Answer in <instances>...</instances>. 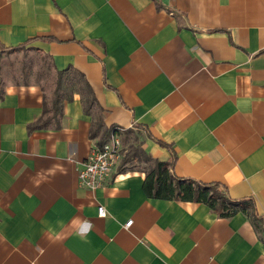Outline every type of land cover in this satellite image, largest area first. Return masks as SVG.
I'll list each match as a JSON object with an SVG mask.
<instances>
[{
  "label": "crops",
  "instance_id": "1",
  "mask_svg": "<svg viewBox=\"0 0 264 264\" xmlns=\"http://www.w3.org/2000/svg\"><path fill=\"white\" fill-rule=\"evenodd\" d=\"M27 41L50 67L0 87V264H264V0H0V46ZM117 125L123 160L92 190L79 169ZM157 139L179 177L253 198L261 229L148 196L124 158L171 161Z\"/></svg>",
  "mask_w": 264,
  "mask_h": 264
},
{
  "label": "trees",
  "instance_id": "2",
  "mask_svg": "<svg viewBox=\"0 0 264 264\" xmlns=\"http://www.w3.org/2000/svg\"><path fill=\"white\" fill-rule=\"evenodd\" d=\"M27 41L24 44L4 47L8 50L16 51L21 48H25ZM62 72H60L61 74ZM89 101L95 102L92 97L93 91H89ZM59 103H55V111L59 112ZM47 122H37L34 126H42ZM102 136L101 143L107 140L109 132ZM161 145L166 146L172 150V160L162 161L149 155L140 145H133L131 149L126 153L124 162L132 160L135 157H139L147 162L148 167L146 169V179L144 182V191L150 197L164 198V199H178V200H190L206 203L212 210L216 211L221 216L229 217L239 211L246 212L252 218V222L257 229H261L263 219L258 215L256 203L251 197H243L234 199L229 194L228 186L220 181L204 182L194 178H182L173 172V166L176 161V154L170 144L157 139Z\"/></svg>",
  "mask_w": 264,
  "mask_h": 264
},
{
  "label": "built area",
  "instance_id": "3",
  "mask_svg": "<svg viewBox=\"0 0 264 264\" xmlns=\"http://www.w3.org/2000/svg\"><path fill=\"white\" fill-rule=\"evenodd\" d=\"M123 130L124 128L121 126H113L106 141L93 145L88 158L79 169V180L82 184L96 190L113 176L125 154V147L120 135ZM98 212L101 216L107 215L104 205L99 206ZM132 222L133 220H129L126 227L130 226Z\"/></svg>",
  "mask_w": 264,
  "mask_h": 264
},
{
  "label": "rangeland",
  "instance_id": "4",
  "mask_svg": "<svg viewBox=\"0 0 264 264\" xmlns=\"http://www.w3.org/2000/svg\"><path fill=\"white\" fill-rule=\"evenodd\" d=\"M47 67H50V61L46 55L31 53L26 47L13 51L0 46V87L6 80H29L31 78L30 69L34 77L39 80L41 77L38 72L46 71Z\"/></svg>",
  "mask_w": 264,
  "mask_h": 264
}]
</instances>
